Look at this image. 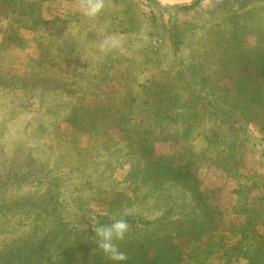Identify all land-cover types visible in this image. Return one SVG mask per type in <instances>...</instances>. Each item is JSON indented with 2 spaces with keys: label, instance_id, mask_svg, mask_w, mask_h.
Returning a JSON list of instances; mask_svg holds the SVG:
<instances>
[{
  "label": "rangeland",
  "instance_id": "rangeland-1",
  "mask_svg": "<svg viewBox=\"0 0 264 264\" xmlns=\"http://www.w3.org/2000/svg\"><path fill=\"white\" fill-rule=\"evenodd\" d=\"M83 3L0 0V263L112 264L94 229L124 218L125 264H264V0Z\"/></svg>",
  "mask_w": 264,
  "mask_h": 264
},
{
  "label": "trees",
  "instance_id": "trees-1",
  "mask_svg": "<svg viewBox=\"0 0 264 264\" xmlns=\"http://www.w3.org/2000/svg\"><path fill=\"white\" fill-rule=\"evenodd\" d=\"M240 66H241V69L244 67L243 65H240ZM260 68L258 67L257 69L260 70ZM252 73H257V71H252ZM239 77L241 78V76H239ZM256 77H257L256 78V80H257V84L256 85L258 87L260 86V88H262L263 85H264L263 70L261 71V74L256 75ZM240 80L239 79L238 80L236 79V82L233 81V88H234L233 89V93L235 92V95L237 96L235 98L236 99L235 103H238L239 100H241V99L248 100L247 99V96L245 95L246 84L248 82H246V81H240ZM199 86L201 87L202 85H199ZM243 95H244V97H242ZM174 97H172V98H173V100L176 101V99H174ZM249 100L252 101V102H254L255 107L262 108V106L264 105V97L259 98L258 96H255V97H251ZM214 103H215V105H214ZM218 103L219 102H213V104L211 102L209 103L210 105H212L213 110L215 111V112H209L208 113L209 114V117H210V118H208L209 121H210L209 122V124H210L209 130L213 134L219 135L220 136L219 139H220V141L222 143H224V144H230V141L233 142L234 140H236L237 131L238 130H241V128L239 126L244 124V119L247 116L242 119L241 115H243V114H238L239 112L238 113L232 112V110H230V108L232 107L231 106V101H229L228 98H225L224 99V103H220V104H218ZM41 201H42V197L39 196L38 200L35 203L36 204H40ZM27 202H25V204ZM21 205H22L21 207H23L24 206V202H22ZM20 212H21V210H20ZM5 213L3 212V209H0V214H5ZM5 216H6V214H5ZM11 218H12V215H11ZM6 222H7V218H6ZM39 227H41V226H39ZM29 245H30V243L27 244V246H29ZM18 248H20V247H18ZM38 248L39 247L36 246V245H32V247H29V249H28V251H30V254H29L30 257L28 255L29 260H31L32 258L36 257L35 256L36 255V249H38ZM31 251L33 253H31ZM37 259H43V257L42 256L40 257V255H38V258ZM0 264H2V263H0Z\"/></svg>",
  "mask_w": 264,
  "mask_h": 264
},
{
  "label": "clouds",
  "instance_id": "clouds-1",
  "mask_svg": "<svg viewBox=\"0 0 264 264\" xmlns=\"http://www.w3.org/2000/svg\"><path fill=\"white\" fill-rule=\"evenodd\" d=\"M105 7V0H84L80 12L87 18H94ZM121 41L116 36L106 37L100 44V51L107 53L119 48ZM128 213L125 212V215ZM129 230V223L126 219H114L109 225L98 226L94 229L97 238V247L109 258L112 264H125L127 257L120 249L118 241L125 238Z\"/></svg>",
  "mask_w": 264,
  "mask_h": 264
}]
</instances>
